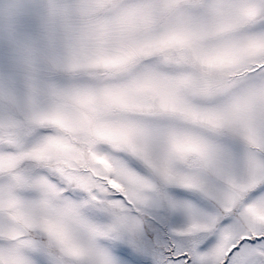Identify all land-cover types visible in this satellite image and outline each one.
Masks as SVG:
<instances>
[{"label": "snow or ice", "instance_id": "6c2138e0", "mask_svg": "<svg viewBox=\"0 0 264 264\" xmlns=\"http://www.w3.org/2000/svg\"><path fill=\"white\" fill-rule=\"evenodd\" d=\"M0 264H264V0H0Z\"/></svg>", "mask_w": 264, "mask_h": 264}]
</instances>
